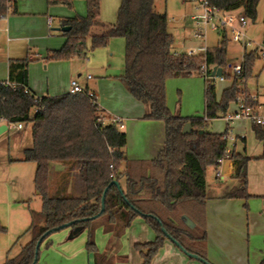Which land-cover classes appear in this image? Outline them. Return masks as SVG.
<instances>
[{
  "label": "trees",
  "instance_id": "1",
  "mask_svg": "<svg viewBox=\"0 0 264 264\" xmlns=\"http://www.w3.org/2000/svg\"><path fill=\"white\" fill-rule=\"evenodd\" d=\"M17 1L11 2L12 13L17 12ZM86 1V15L62 19L63 25L71 26L63 32L66 41L62 47L48 50L44 59L85 56L89 51L106 46L112 37H124L125 70L118 78L145 105V119L166 123V142L155 158H130L126 151L127 133L99 121L100 111L88 93L38 96L26 92L29 64L39 57L11 59L9 79L0 80V117L8 123L31 124L32 145L25 149L22 160L36 163L34 184L42 198V207L30 210L29 241L0 264H47L41 262L40 249L38 255L36 253L37 243L49 230L66 223H70L68 227L72 231L77 227L89 229L87 249L94 264H115L113 256L97 249L94 228L100 224L119 239L137 216L144 217L156 234L151 241L137 243L142 264H152L167 238H173L187 251L212 264L207 254V201L210 198L207 168H218L220 159L225 157L229 122L225 131L215 132L208 128V121L227 116L230 104H239V98L251 108L257 105L247 91V80L259 57L258 50L252 49L246 54L242 73L232 74L227 71L231 41L227 32L222 33L218 44L208 48L207 62L222 67L224 77L233 78L232 85L224 88L219 100L216 85L209 79L204 115L174 114L167 103L168 77L201 74L204 55L175 53L168 14L157 10L154 0H121L115 23L100 20L101 0ZM259 1L209 0L226 11L244 12L253 20ZM73 2L48 0L49 4L72 5ZM8 7L7 0H0V22L7 17ZM94 26L101 30L93 32ZM187 122H191L193 128L184 133ZM253 129L259 138H264L262 124L254 122ZM228 158L235 167L232 177L236 184L227 186L221 196L249 199L254 196L248 190L251 156L233 150ZM55 161L63 163L66 170L53 192L51 173ZM114 179L121 182V187L111 184ZM104 195L106 207L101 211ZM188 218L193 225L187 223ZM3 230L6 226L0 219V231ZM59 230L47 234L42 243ZM259 264H264V258Z\"/></svg>",
  "mask_w": 264,
  "mask_h": 264
},
{
  "label": "rangeland",
  "instance_id": "2",
  "mask_svg": "<svg viewBox=\"0 0 264 264\" xmlns=\"http://www.w3.org/2000/svg\"><path fill=\"white\" fill-rule=\"evenodd\" d=\"M29 3L36 8H42L46 16L50 14L56 16V23L60 22V19L57 18L62 15L58 11L59 7H63L68 11L65 16L86 15L87 13L86 0H74L72 5L49 4L48 0H31ZM120 4L121 0H101L100 17L102 21L105 23L117 22ZM154 4L157 10L168 14V28L174 35V50L185 52L205 42L209 47H212L220 41L221 33L211 27L207 30L206 39L196 36V26L191 15L196 11L197 1L154 0ZM9 14H12L11 10L8 11ZM248 19L247 35L254 41L253 48L259 47L264 50V0L259 1L256 18L253 20L248 17ZM95 29H97L96 26H94L93 31ZM228 35L229 37L232 36L230 30ZM88 47H90V39L88 40ZM237 48L236 44L230 42L229 55L232 56L233 51ZM33 51L35 52L30 55L36 53L40 56L37 60H34V63H39V60L44 58L48 52L45 51L43 55H40L37 49ZM125 54V38L115 36L110 39L106 46L89 51L85 56L63 60H47L46 63L70 61L82 72L79 81L80 79L85 80L88 73L95 76L93 81L95 79L108 81L109 79H119L118 76L122 71L124 72ZM232 83V77H217L215 79L216 93L219 100L222 97L224 88L232 85ZM206 85L205 76L201 74L168 77L166 82L167 103L171 112L174 114L179 112L182 116L204 115ZM247 87L249 88H247V91L250 97L257 101L254 108L262 113L264 58L257 57L253 73L247 80ZM256 93L259 94L260 98ZM238 108L239 105L232 102L227 114L235 112ZM228 122V148L246 153L252 157L248 163L249 179L260 182L261 179H264V138H259L256 135L253 129L254 121L249 115H242L232 121L227 120L225 115H220L209 119L208 128L215 132H223L226 130ZM31 129V124L24 123L22 131L10 124L8 129L0 133V219L1 223L6 226V230L0 231V263L9 254L14 255L20 250V242H27L30 239V233L25 231L30 225V208L41 206V196L35 193L34 187L36 164L32 161L16 159L24 153L23 144L31 137ZM230 136L235 137V139H231ZM243 137L246 138L245 141ZM228 161V158H224L222 164L219 165L220 171H223ZM53 167L56 168L55 164H53ZM54 168L53 171H55ZM216 171L215 166L207 168L208 190L217 184ZM51 185H53V181ZM232 201L230 208L236 212V230L240 232L239 238L244 244L245 256L242 257L243 262L240 264H259L264 258V198L263 196H252L249 199L234 198ZM70 229V227H66L56 231L42 243L40 248L41 260L48 264H94L93 256L88 254L87 249L89 229L85 228L75 238L67 240ZM22 234V238L16 242ZM110 238L111 234L107 233L102 225L97 224L95 226L94 239L99 251L107 250ZM154 238L155 231L148 221L142 216H137L119 239L120 246L116 256L113 257L114 263L141 264L143 257L137 243ZM172 241L171 239L170 243L178 247L179 251L189 259L187 262L182 261L180 264H208L204 260L188 255L175 241ZM159 264L177 263L170 256L165 255L159 259Z\"/></svg>",
  "mask_w": 264,
  "mask_h": 264
},
{
  "label": "crops",
  "instance_id": "3",
  "mask_svg": "<svg viewBox=\"0 0 264 264\" xmlns=\"http://www.w3.org/2000/svg\"><path fill=\"white\" fill-rule=\"evenodd\" d=\"M30 1L31 0L17 1V12L9 14L0 22V80L9 79L11 59L23 58L26 56L40 57L39 54L36 53H34L35 55L30 54L35 52L33 50L37 49L40 55H43L45 51L62 47L66 41V36L63 33L64 31L57 30L56 27L64 26L62 22L64 17H71L65 16L68 11L63 7H59L58 11L62 15L57 18L60 19V22L56 23V16L51 14L46 16L42 8L34 7L29 3ZM49 16L53 17L51 24L48 23ZM99 18L102 21L100 16ZM96 27L97 29L93 31L95 33L101 30L99 26ZM56 32H58L59 35ZM34 62L35 61L29 64L28 87L32 93L38 96H56L69 93L72 79L78 80L82 75V72H80L77 66L70 61L46 63L47 60L42 58L39 60V63ZM87 75L85 80H78L79 83L82 86L86 85L84 87L92 89V91L99 95V103L107 114L119 115L124 118L125 128L123 130L127 133V155L134 159H152L157 157L164 148L166 142V123L162 120L145 119V105L128 91L121 80L116 78L109 79L108 81H104L103 79H95V81H93L95 76L92 74V77L88 78ZM257 96L259 97V94H257ZM261 101V103L264 104V100ZM4 123L8 124L4 118L0 117V126ZM23 129L24 126L18 130L22 131ZM31 145L32 130L31 137L23 144L24 153L16 159L22 160L25 156V149ZM228 160L223 171H220L219 167L216 168L217 184L209 189L210 198L207 201V254L212 264H240L243 262L242 257L245 256L244 244H242L241 238H239L240 232L236 230V212L230 208L234 198H225L221 196L227 186L236 184V180L232 177L235 167L232 160L229 158ZM56 162L58 161H55V163L53 162L56 166V168L53 167L55 171L52 170L51 173V182L53 181L51 190H53V192L57 190L59 181L61 180V174L66 170L63 163ZM35 171L36 166L34 177ZM71 188L72 186L70 183L69 190H71ZM248 190L254 197L263 196L264 198V179H261L260 182L249 179ZM35 193H37L36 189ZM41 207L42 198L41 206L39 208L34 207L33 209L39 210ZM27 229L25 231H27ZM82 231L83 230H81V232ZM71 232L72 230L70 229L67 240H71L81 233L70 238L69 235ZM22 236L23 234L19 237L22 238ZM110 239L107 250L103 251L115 257L120 246V238L117 239L111 234ZM27 242H20V250ZM170 242L171 239L169 238L165 240L163 247L155 258H153L152 264H159V259L165 255L170 256L177 264L189 260L188 257L179 251L178 247ZM41 262L47 263L43 260H41Z\"/></svg>",
  "mask_w": 264,
  "mask_h": 264
},
{
  "label": "built area",
  "instance_id": "4",
  "mask_svg": "<svg viewBox=\"0 0 264 264\" xmlns=\"http://www.w3.org/2000/svg\"><path fill=\"white\" fill-rule=\"evenodd\" d=\"M197 1L196 11L191 15L192 20L196 26V36L199 38L206 39L207 30L211 27L214 30H217L221 33L228 34L230 30L232 36L230 37V41L238 46L232 53L230 60L227 62V71L232 74H240L244 70V64L246 61V54L252 50L257 49L259 53V57L264 58V50L263 48H253L254 41L250 39L247 35V27L249 25L248 16L241 11H226L219 6L212 5L209 0H192ZM8 2V10H11V2L12 0H7ZM53 20L52 16L48 17V23L51 24ZM206 41V40H205ZM209 46L205 42L204 44L199 45L196 48L189 49L185 51L188 55L195 54H203L204 61L201 64V74L205 76L206 81L211 79L213 84L215 85V79L217 77L224 78V69L222 68V74L216 75L213 74L214 68H219L215 65H210L207 62V51ZM176 54H181L183 52L175 50ZM88 78L92 77V74L87 75ZM26 92L32 93L29 87L25 88ZM69 93H88L91 97L93 103L97 105V108L100 111L99 121L103 124H112L117 126L120 129L125 128L124 118L119 115H110L107 114L103 107L99 103V95L92 91L91 89H87V87L82 86L77 79H72L70 91ZM239 108L235 110L233 113L227 114V120L232 121L235 120L242 115H249L252 117L253 121L258 124L264 125V104L261 105L263 108L262 113L260 110L255 109L254 107H249L246 105L245 101L242 98H239ZM37 111V109H35ZM13 125L17 129H21L24 126V123H8V125ZM226 137L229 139V135ZM231 139H235V137L230 136ZM234 149L227 148L226 154L224 158H228L230 153ZM224 158L220 159V163L224 160ZM113 175V174H112Z\"/></svg>",
  "mask_w": 264,
  "mask_h": 264
},
{
  "label": "water",
  "instance_id": "5",
  "mask_svg": "<svg viewBox=\"0 0 264 264\" xmlns=\"http://www.w3.org/2000/svg\"><path fill=\"white\" fill-rule=\"evenodd\" d=\"M70 28H71L70 25H64V26H61V27H56L57 30H62V31H68V30H70ZM215 73H216V75H221V74H222V68H221V67H219V68H216V67H215V68H214V71H213V74H215ZM192 128H193L192 123H191V122H187V123L184 125V127H183V132H184V133H188V132H190V131L192 130ZM6 129H8V124H7V123L2 124V125L0 126V133H2L3 131H5ZM113 183L116 184V185H118L119 187H121V182H120L118 179H114V180L111 182V184H113ZM105 207H106V203H105V195H104V197H103V202H102V209H101V211L105 210ZM86 218H89V217H86ZM187 223H188V224H192V225L194 224V223L191 221V219H189V218L187 219ZM69 225H70V223L62 224V225H60V226H58V227H54L53 229H51V230H49L47 233H45V234L39 239V241H38V243H37V250H36L37 255H38V253H39V249H40V247H41V243H42L44 237H45L47 234H49L50 232H52V231H54V230H59V229H62V228L68 227ZM81 230H82L81 227H77L76 229H74V230L70 233L69 237H70V238H73L75 235H77L78 233H80ZM169 237H170V236H169ZM171 239L173 240V238H171ZM173 241H174V240H173ZM177 244H178V245H179V246H180V247H181V248H182V249H183L188 255L203 260V258H201L199 255L187 251L185 248H183V246H182L181 244H179V242H177ZM36 260H37V258H36Z\"/></svg>",
  "mask_w": 264,
  "mask_h": 264
}]
</instances>
